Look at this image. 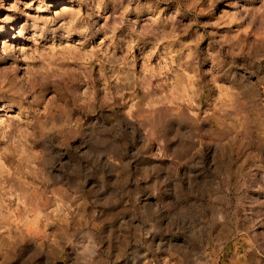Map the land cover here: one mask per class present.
<instances>
[{"label":"rangeland","instance_id":"rangeland-1","mask_svg":"<svg viewBox=\"0 0 264 264\" xmlns=\"http://www.w3.org/2000/svg\"><path fill=\"white\" fill-rule=\"evenodd\" d=\"M0 264H264V0H0Z\"/></svg>","mask_w":264,"mask_h":264}]
</instances>
